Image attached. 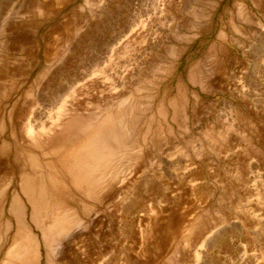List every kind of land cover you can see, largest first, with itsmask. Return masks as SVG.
<instances>
[{
    "label": "rangeland",
    "instance_id": "obj_1",
    "mask_svg": "<svg viewBox=\"0 0 264 264\" xmlns=\"http://www.w3.org/2000/svg\"><path fill=\"white\" fill-rule=\"evenodd\" d=\"M0 264H264V0H0Z\"/></svg>",
    "mask_w": 264,
    "mask_h": 264
},
{
    "label": "bare ground",
    "instance_id": "obj_2",
    "mask_svg": "<svg viewBox=\"0 0 264 264\" xmlns=\"http://www.w3.org/2000/svg\"><path fill=\"white\" fill-rule=\"evenodd\" d=\"M22 173H24V172H21V174H22ZM20 191H21V193L23 194V197L25 196V197L28 199V197L24 194V192H25V188H24V187H21V188H20ZM17 199H18V197L13 198L12 201H13L14 203H17Z\"/></svg>",
    "mask_w": 264,
    "mask_h": 264
}]
</instances>
